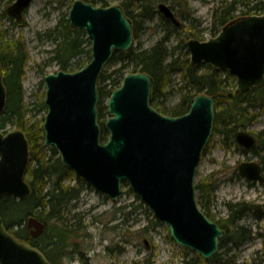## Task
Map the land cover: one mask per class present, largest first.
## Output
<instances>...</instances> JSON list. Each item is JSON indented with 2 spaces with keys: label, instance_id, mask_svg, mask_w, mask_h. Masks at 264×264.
Listing matches in <instances>:
<instances>
[{
  "label": "water",
  "instance_id": "water-1",
  "mask_svg": "<svg viewBox=\"0 0 264 264\" xmlns=\"http://www.w3.org/2000/svg\"><path fill=\"white\" fill-rule=\"evenodd\" d=\"M33 1L15 0L7 14L20 22ZM158 11L174 25H181L169 5L160 3ZM69 20L74 29L86 32L91 61L75 72L59 70L44 76V146L55 148L65 167L112 201L122 196L126 181L154 217L168 225L179 246L210 260L218 253L225 231L199 207L195 178L214 131L216 96L200 94L187 113L167 116L151 103V76L128 74L109 98L105 123L109 138L102 141L100 76L115 51L127 52L135 46L132 20L121 5L99 7L85 0L73 2ZM187 46L191 65L208 64L234 76L237 88L230 97L264 86V15L239 17L216 37L191 39ZM6 107L0 63V115ZM234 141L247 151L258 146V138L247 131L236 132ZM30 161L25 132L16 128L4 133L0 129V198L31 197L27 181ZM237 170L241 178L264 184L259 162H242ZM26 227L38 238L46 225L29 217ZM0 264L52 263L39 248L11 233L0 217Z\"/></svg>",
  "mask_w": 264,
  "mask_h": 264
},
{
  "label": "trees",
  "instance_id": "trees-1",
  "mask_svg": "<svg viewBox=\"0 0 264 264\" xmlns=\"http://www.w3.org/2000/svg\"><path fill=\"white\" fill-rule=\"evenodd\" d=\"M55 1L60 7L67 3L68 6L55 27L44 34L54 44L49 61L55 62L59 70L74 71L72 60L87 55V62L91 61V43L85 31L74 29L71 26L69 10L75 0H47L48 3ZM85 1L93 4L100 1L103 7L111 6L109 0ZM166 1L173 4L171 8L177 10L176 16L179 14L183 16V19L194 20L188 0ZM1 2L2 0H0V23L4 18H9L13 27L25 23L16 22L8 16L6 9H2ZM120 5L127 17L132 20L135 43L140 39L144 24L151 21L157 14L161 15V20L165 24V33L161 40L151 48H143L141 44H137V47L134 46L127 52L115 51L109 64L119 62L120 65L109 74L106 69L101 74L100 99L110 98L112 92L121 86L128 72L147 73L153 79L151 103L156 110L165 115H184L189 111L193 99L200 94L216 96L214 133L221 134L226 145L227 139L232 138L234 141L235 133L240 128L245 129L247 121L256 119V117L250 118L251 109L255 106L264 108V86L230 97V94L236 90L234 76L207 64L193 66L189 59L190 53L186 42L178 39L175 46L170 44L175 31L181 27L186 30L185 37L188 39H200L199 34L183 24L176 26L166 19L158 11L155 0H121ZM255 14H264L263 2L258 0H255V3L250 0L224 1L214 9L211 36L216 37L227 24L236 18ZM178 50L186 52L180 55L177 54ZM29 59V52L23 37H9L8 30L0 29V63L7 91V107L0 115V129L5 130L7 126L12 125L25 132L30 144L31 157L27 180L32 188V195L26 200H19L12 196L0 198V217L11 233L39 248L52 264H91L86 257L87 248L81 243L85 240L82 238H87V234L81 235V232L86 229L83 225L82 213L75 211L77 202L87 187V182L62 164L55 148L44 146L45 116L39 119L37 115L41 111L47 113L45 92L39 103L35 104L40 108L37 113H32L33 109L29 108L25 100L23 83ZM82 67L84 65L80 69ZM42 71H45L44 68ZM174 75L180 77V87L176 91H179L182 97L180 103L169 108L166 103L175 91L171 89ZM107 109L108 107L103 106L101 102L98 110L102 141H106L109 136L105 122L102 120L107 114ZM263 137L264 130L257 135L258 146L252 152L257 153L259 149L264 148ZM72 180L75 184L71 183ZM123 185L127 186L128 183L123 182ZM218 186L219 182L208 179L196 184V189L199 191L197 200L201 210L225 231V236L220 239L219 252L210 260L203 261L202 257L197 255L191 261L182 260L181 264H199L201 261L209 264H238V249L256 234L252 229L236 223L249 211L256 210L257 215L264 216L261 205L228 202L229 214L226 218L216 219V216L211 213L213 195ZM137 209L135 207L127 212L125 208H118L125 224L131 220ZM29 217H36L46 225L45 231L38 238L32 237L26 227L25 222ZM150 224L161 225L153 216L149 218L148 225ZM229 243L232 246L226 249ZM222 249L224 250L220 252ZM234 249L236 252L232 253ZM107 251L109 254L121 255L123 253L120 246L114 247V245L108 246ZM154 258L155 255L149 252L139 263L135 264H156Z\"/></svg>",
  "mask_w": 264,
  "mask_h": 264
},
{
  "label": "rangeland",
  "instance_id": "rangeland-1",
  "mask_svg": "<svg viewBox=\"0 0 264 264\" xmlns=\"http://www.w3.org/2000/svg\"><path fill=\"white\" fill-rule=\"evenodd\" d=\"M9 1L12 2L8 3ZM14 1L2 0V9H7ZM109 1L111 6L120 5L121 2V0ZM224 1L231 0H188L189 7L193 11L194 20L191 18L183 19V16L179 14H177V18L181 20L186 28H191L192 31L200 35L201 38L197 40H209L213 38L210 29L212 28L214 9ZM250 1L255 3V0ZM155 2L157 6L160 3H165L170 7L173 6L172 3L166 0H155ZM95 5L103 7L100 1H97ZM67 6L68 3L60 7L57 1L48 3L47 0H34L23 20L25 23L13 27L9 18H4L0 23V29L8 30L9 37L15 36L18 38L22 36L27 46L30 59L27 64L23 86L25 100L29 108L33 109L32 113H37L40 110L35 104L39 103L43 93L46 92L44 76L59 71V66L55 62L49 61L54 44L44 34L47 30L55 27L63 17V13L67 11ZM173 11L177 13V10L174 9ZM164 28L165 24L161 20V15L157 14L151 21L144 24L140 39L135 46L141 44L143 48H151L164 36ZM186 34V30L181 27L175 31L170 44L175 46L178 39L187 44L191 39L186 38ZM185 52V50L182 52L178 50L177 54L182 55ZM87 61V55L72 60L74 71L68 72L80 70L82 65L88 64ZM119 65V62L108 64L106 67L107 73L113 72ZM42 68L45 71H42ZM131 73L134 72H128L127 75ZM179 78L177 75L173 76L171 89L175 91L166 103L169 108L181 101V93L176 91L181 83ZM235 85V88H237V81ZM101 102L103 106L108 107L109 98L100 99L98 107ZM45 115V112L41 111L37 118H43ZM108 117L107 109V114L102 120L106 123ZM254 117L256 119L247 121L245 129L240 128V130L257 136L264 130V108L261 106L252 108L250 118ZM16 128L9 125L3 132H10ZM227 141L230 145L228 143L226 145L221 134H215L213 131L195 178V186L204 179L219 182V186L213 195L211 209V213L216 216V219L228 216V202L264 205V184L255 182L250 185L251 182L241 178L237 170L242 162L253 160L259 162L264 168V148L254 153L239 148L232 138L227 139ZM71 183L75 184V181L72 180ZM196 195L197 197L199 195L197 189ZM135 207L138 208L136 213L125 224L123 215L119 213L118 208H125L127 212H130ZM75 211L82 213L83 225L86 229L81 232V235L87 234V238H82L87 241L83 240L81 243L87 248L86 257L91 264H135L139 263L149 252L155 255L156 264H181L182 260L191 261L199 255L197 252L176 244L170 234L168 225L165 223L159 221L161 223L159 226L148 225L149 218L154 217V215L147 205L141 201L140 197L130 189L129 184L127 186L123 185L122 196L117 201H112L105 194L87 184L80 200L77 202ZM257 213L256 210L249 211L236 223L252 229L254 234L256 233L251 240L238 249V264H264V216L257 215ZM150 215L152 216L150 217ZM146 241L148 244H146ZM113 245L114 247L120 246L123 253L121 255L109 254L107 247ZM231 246V243H229L226 249ZM223 250H220V252ZM234 252H236L235 249L232 253ZM203 261L199 264H209Z\"/></svg>",
  "mask_w": 264,
  "mask_h": 264
},
{
  "label": "flooded vegetation",
  "instance_id": "flooded-vegetation-1",
  "mask_svg": "<svg viewBox=\"0 0 264 264\" xmlns=\"http://www.w3.org/2000/svg\"><path fill=\"white\" fill-rule=\"evenodd\" d=\"M253 183H255V182H251L250 185H253Z\"/></svg>",
  "mask_w": 264,
  "mask_h": 264
}]
</instances>
